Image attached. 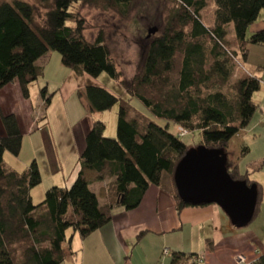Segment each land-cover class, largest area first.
Listing matches in <instances>:
<instances>
[{
	"label": "trees",
	"instance_id": "trees-1",
	"mask_svg": "<svg viewBox=\"0 0 264 264\" xmlns=\"http://www.w3.org/2000/svg\"><path fill=\"white\" fill-rule=\"evenodd\" d=\"M135 1L40 0L44 13L24 0L0 2V92L17 84L29 99L31 86L44 75L37 62L57 52L66 68L92 78L107 73L129 96L124 101L100 86H88L79 94L86 96L91 114L119 106L117 136L106 138V125L94 122L71 187H52L39 204L32 197L42 183L37 161L22 174L5 165L7 152L20 156L24 135L16 115L0 111L5 132L0 137V264H63L74 235L86 239L107 226L116 209L138 208L152 185L174 198L179 214L197 207L182 201L174 179L190 152L178 128L188 131L187 136L199 132L201 146L226 153L231 140L247 130L260 111L254 96L262 80L244 64L250 46L264 48V29L249 33L264 11V0H213V6L210 0H170L176 8L161 21L158 35L142 46L141 69L127 80L117 71L104 33L95 41L87 39L81 11L105 3L124 14ZM230 25L234 41L228 40ZM54 95L46 87L41 90L45 110ZM132 100L167 125L139 113ZM249 153L245 147L242 155ZM263 166L264 159L241 173L239 165L229 159L227 164L234 181L257 187L254 220L264 190L250 177ZM107 180L111 182L100 191L107 201L101 206L91 186ZM198 259L173 252L170 264H197ZM254 264H264V255Z\"/></svg>",
	"mask_w": 264,
	"mask_h": 264
},
{
	"label": "rangeland",
	"instance_id": "rangeland-1",
	"mask_svg": "<svg viewBox=\"0 0 264 264\" xmlns=\"http://www.w3.org/2000/svg\"><path fill=\"white\" fill-rule=\"evenodd\" d=\"M24 1L40 7V0ZM210 4L213 6V0H210ZM174 8H176V5L170 0H136L130 10L124 14L119 9L105 3L101 6L84 7L81 13L87 21V39L95 41L102 31L118 73L124 79L130 80L141 69L142 46L158 35L156 34L148 39L149 29L162 27L161 21H165ZM41 12H45L43 7ZM258 22L264 23V11L261 13ZM229 31L228 40H235L233 25L229 26ZM251 47L257 48V46ZM44 61L46 62L44 75L31 86L29 99H25L20 95V102H16L14 97H10L9 94L4 93L1 96L3 109L6 107L5 111H9V108L11 110L9 113L2 110L3 113L8 115L14 114L16 111V117L24 135L20 156L14 157L7 152L4 158L5 165L7 168L22 174L28 170L35 160L37 161L42 175V183L32 191L35 204L42 203L46 192L52 187H68L67 182L71 178L74 163V161L71 162L74 157L71 146L72 144L86 143V136L94 122L100 121L106 125V138H116L119 111V106H116L113 110L105 113L91 114L86 96H80L78 93L69 102H65V94L60 93L61 85L71 78L73 71L63 66L61 55L57 52H50ZM244 65L248 70L264 66V54L260 51H252L250 59ZM75 82L83 91L88 86H100L124 101L129 100V96L121 83L111 78L107 73L98 78L85 75L84 78L78 77ZM45 87L48 88L49 94H55L51 106L46 109L47 111L43 100L39 98L41 90ZM258 98H264V93L260 97L259 95L255 97V100L259 103ZM130 104L139 113L156 121L159 125L164 127L167 125L162 120L156 119L137 100H132ZM262 107L263 113L260 110L256 119V122L259 119L257 129L255 131L251 129L255 123L252 124L249 130L242 131L234 137L225 151L228 159L239 165L242 173L248 171L255 162L264 159L259 158L260 155L264 156V149L262 148L264 144V122H261V124L259 122L264 119V104ZM45 116L46 119L42 120ZM1 129L3 132L0 137H3L5 132L0 113ZM88 129L89 131L86 132ZM170 131L172 133L176 132L173 126ZM109 135H112L113 138ZM183 142L190 147L191 152L197 151L201 146L200 133H191L183 138ZM245 147L250 149V154L243 157L242 153ZM78 159L74 160L77 162ZM62 163L64 170H61L60 164ZM259 173L264 174V166L256 175ZM263 220L264 192L258 216L254 223L250 225V230L259 224L264 226ZM71 234L72 231H69L68 236Z\"/></svg>",
	"mask_w": 264,
	"mask_h": 264
},
{
	"label": "crops",
	"instance_id": "crops-1",
	"mask_svg": "<svg viewBox=\"0 0 264 264\" xmlns=\"http://www.w3.org/2000/svg\"><path fill=\"white\" fill-rule=\"evenodd\" d=\"M263 29L264 23L257 21L250 33ZM249 50L250 53L260 51L264 54L263 47L250 46ZM47 57L48 55L40 59L37 65L44 69V59ZM250 71L262 80V89L254 96V101L263 113L264 98H258V103L255 97L264 93V66L251 68ZM78 77L84 78L85 75H78L73 71L71 78L61 85L60 93L65 94V102H69L77 93L85 94L86 90L83 91L75 82ZM4 93L14 97L16 102H20L22 93L17 84L9 85L0 92V110L9 113L10 108L5 111L6 107H2L4 105L1 96ZM258 113L250 125L251 127L255 123L251 128L254 131L258 127ZM14 114H17L16 111ZM259 122L261 124L264 119ZM88 131L89 129L86 132ZM2 132L1 129L0 134ZM109 136L113 138L112 135ZM85 146L86 144L71 146L74 156L71 162L74 163L71 178L67 182L68 188L77 176L79 159ZM262 148L264 149V144ZM77 158L79 159L76 162L74 159ZM259 158L264 156L260 155ZM60 166L61 170H64L63 163ZM250 178L264 187V174H254ZM110 182L107 180L91 186V190L99 197L101 206H104L107 200L100 197V191L105 190ZM262 222L264 224V220ZM250 225L237 228L217 205L191 207L179 214L174 198L152 185L138 208L132 211L116 209L112 221L90 237L81 239L74 235L71 240L72 234H67L71 241L70 247L68 244L66 247L70 250L63 264H170L173 252L194 254L202 259L197 264H236L238 255H244L250 264H254L264 255V226L259 224L250 230ZM209 242L212 245H209ZM165 251H168V254Z\"/></svg>",
	"mask_w": 264,
	"mask_h": 264
},
{
	"label": "water",
	"instance_id": "water-1",
	"mask_svg": "<svg viewBox=\"0 0 264 264\" xmlns=\"http://www.w3.org/2000/svg\"><path fill=\"white\" fill-rule=\"evenodd\" d=\"M159 32L149 29L148 39ZM228 156L221 150L200 146L177 166L174 179L180 198L191 206L217 205L237 228L249 226L258 205L257 187L234 181L227 168Z\"/></svg>",
	"mask_w": 264,
	"mask_h": 264
},
{
	"label": "built area",
	"instance_id": "built-area-1",
	"mask_svg": "<svg viewBox=\"0 0 264 264\" xmlns=\"http://www.w3.org/2000/svg\"><path fill=\"white\" fill-rule=\"evenodd\" d=\"M177 134L180 138H183V137H186L189 134V132L184 130L183 128H178ZM165 253L168 254V251H165ZM201 260L202 259L199 258L197 260V262H200ZM236 264H249V263H248V260L244 256H237L236 257Z\"/></svg>",
	"mask_w": 264,
	"mask_h": 264
}]
</instances>
